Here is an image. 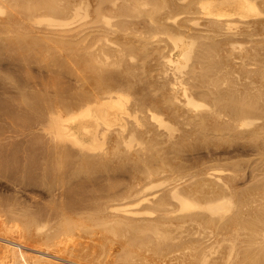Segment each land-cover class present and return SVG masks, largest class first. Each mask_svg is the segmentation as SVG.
Segmentation results:
<instances>
[{
	"label": "bare ground",
	"instance_id": "bare-ground-1",
	"mask_svg": "<svg viewBox=\"0 0 264 264\" xmlns=\"http://www.w3.org/2000/svg\"><path fill=\"white\" fill-rule=\"evenodd\" d=\"M0 173V264H264V0H0Z\"/></svg>",
	"mask_w": 264,
	"mask_h": 264
},
{
	"label": "rangeland",
	"instance_id": "rangeland-1",
	"mask_svg": "<svg viewBox=\"0 0 264 264\" xmlns=\"http://www.w3.org/2000/svg\"><path fill=\"white\" fill-rule=\"evenodd\" d=\"M2 173H0V175H1ZM2 177H3V174H2ZM2 177L0 176V180L2 179ZM4 179V178H3ZM2 181V180H1ZM4 181H5V179H4ZM4 181H2V182H0V197H2V198H6V196L8 197V198H11V196L13 197L14 195H15V192L13 191L14 189H13V187H8V184H7V182H4ZM5 184V185H4ZM7 184V185H6ZM7 186V187H6ZM13 193H14V195H13ZM4 197H3V196ZM20 195H22V194H18L17 196H19L20 197V199L22 200V197H23V199L25 200V193H24V195H22V196H20ZM42 197V196H41ZM23 200V201H24ZM40 201H41V199H39ZM6 227H8V228H10L11 227V224H7L6 225ZM31 245V244H30ZM31 247L32 248H34L35 246H33V245H31ZM30 252H34V251H29V253Z\"/></svg>",
	"mask_w": 264,
	"mask_h": 264
}]
</instances>
